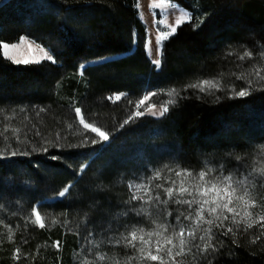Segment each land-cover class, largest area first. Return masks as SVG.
I'll list each match as a JSON object with an SVG mask.
<instances>
[{"label":"trees","instance_id":"obj_1","mask_svg":"<svg viewBox=\"0 0 264 264\" xmlns=\"http://www.w3.org/2000/svg\"><path fill=\"white\" fill-rule=\"evenodd\" d=\"M170 1L191 19L164 42L157 71L143 44L134 46L136 37L141 41L145 36L135 0H0V44L25 36L56 61L14 65L0 48V154L10 155L17 147L30 152L0 160V264H79L81 228L87 230V223L100 218L99 206L114 211L117 204L111 170L116 160L102 167L101 159L150 124L148 117H140L120 127L135 112L146 86H158L165 94L175 88L187 97L170 105L157 122L160 134L177 142V159L184 165L212 159L218 169L229 170L251 162L254 142L264 140L262 127L248 125L264 120V80L256 77L257 70L264 76V0ZM246 51L252 55L241 59ZM104 58L107 62L81 73V64ZM204 79L220 90L184 91ZM249 80V96L228 98L248 87ZM121 93L126 95L115 103L106 99ZM75 106L82 108L86 122L109 133L107 143L60 147L78 145L82 134L95 135L79 124ZM40 107L45 112L37 115ZM58 133L62 139L57 144ZM33 146L40 150L32 152ZM65 187L66 196L54 199ZM36 204L54 211V223L44 221L43 229L34 223ZM256 229L227 236L213 231L210 243L217 251L201 256L195 250L184 262L264 264V229ZM17 248L19 260L13 258Z\"/></svg>","mask_w":264,"mask_h":264},{"label":"snow or ice","instance_id":"obj_2","mask_svg":"<svg viewBox=\"0 0 264 264\" xmlns=\"http://www.w3.org/2000/svg\"><path fill=\"white\" fill-rule=\"evenodd\" d=\"M151 7L156 9H165L162 13L157 15H162L164 18L153 19V25L156 27L158 34L155 37L156 41V59L151 60V63L155 66L157 71L160 70L162 60L159 58L162 54L163 42L168 40L174 34H176L177 29L183 23L191 19L188 12L181 10L180 14L176 17L174 24H169L167 21V16L170 12L167 10L169 8V0H159V3L152 4ZM171 9H175V5H171ZM167 28L169 30H162ZM146 49L149 56L151 55V49L148 48L150 44V37L148 35V29L146 27ZM135 37V32L133 33ZM135 43V39L133 41ZM27 43L24 36L20 37V44ZM19 45L17 44H0V48L3 49V55L6 60H10L14 65H29V64H39L41 60H47L55 63L54 56L49 54L43 47L36 45L35 47L39 52L43 53V56L37 59H27V58H17L15 55H9V49H16ZM28 48L31 50L33 44L28 43ZM252 53L245 52L241 59L245 57H250ZM108 58L102 60H96L89 64H81V73L84 68L89 66L100 65L107 62ZM256 77L259 80H264V76L260 75V71H256ZM242 79V77H238ZM252 80L248 81V87L241 88L239 91H233V94L228 98H245L251 94ZM188 89H197L200 93H204L206 89L220 90L219 85L211 80H201L199 83H192L185 87L184 91ZM264 90V89H262ZM123 95L126 93L116 94L114 96L106 97L107 100L115 103L119 101ZM157 95L156 92H148L144 95L142 99L136 103L135 108L137 109L132 115L128 116L127 119L123 121L120 125L121 128L128 125L131 121L136 118L144 117L149 114L153 117L159 116L163 117L169 112V106L174 105L179 99H184L180 92L175 88L167 92V96L170 97L162 108L157 112L154 111L156 105L148 103L145 106V102L149 101L150 97ZM219 100V97L216 98ZM141 106H145L144 111H140ZM75 117L78 118L79 124L87 132L94 133V136H89L87 134H82V140L78 145H61L60 147H68L69 149L75 147L83 146H95L98 143L107 142L110 139V135L107 131L101 130L99 126L92 122H86L84 115L82 114V108L74 107ZM23 111V109H21ZM45 112V108L40 107L37 115ZM69 128L72 127L71 124L68 125ZM8 128H5V132ZM39 136V131L36 132ZM7 139V136H5ZM62 139L60 134H57V144L59 140ZM17 143H22L17 138ZM23 143H27L24 141ZM35 146L32 148V152L39 151ZM44 152L48 151L47 147L42 149ZM30 152L26 148L17 147L15 150L11 151L10 155L0 154V160L10 159L16 156H28ZM52 160L62 159V157L52 156ZM86 167V165L84 166ZM168 168L169 173L174 170L169 168L167 164L164 165ZM83 168L81 169V172ZM162 170H154L150 177H147V182L140 183H130L129 189L132 191V196L130 197L128 203L131 204L133 201H140L141 207L139 209L134 206L131 211L135 213L137 217L142 214H147L149 219L152 220L155 227L152 231H145L143 227L133 228L127 236H122L121 240L117 241V244L124 243L125 247H131L134 249L138 255L130 256L129 261L137 260L139 264H185L184 257L189 255L195 249L199 255L204 256L211 249L212 252L217 251L214 244L210 243L213 239V228L224 227V222L229 219V214H231V223L235 225L236 230H239L241 223L246 225V229H250L254 226L256 221L252 220V214L248 211L249 208L256 205L255 198L252 194V189L257 186L256 182L258 177L254 176L252 173L246 174L241 178L237 174H224L222 171L217 173L215 169L208 168L207 170H200L198 172H193L189 169L180 168L175 170L174 174L177 179H170L161 176ZM255 171V170H254ZM259 177H264V168L259 169ZM163 179L164 183L153 184L154 180ZM165 184H170L171 186H165ZM264 186V185H261ZM162 189L163 195L167 199L162 198L161 192L156 191ZM69 192V187H65L62 191H59L58 196L54 197L56 200L64 198ZM149 205L148 208H144L143 205ZM169 204L176 205H186L187 212L180 211L179 215L175 217V224L168 222H159V217L163 212L166 211V206ZM161 205L165 206L164 209ZM32 214L35 216L34 223L39 225L41 229L45 227L42 222L41 215L36 211V208L32 209ZM172 212L167 211V217H171ZM240 219H237V217ZM260 221H264V215L259 217ZM183 221H188L189 225H185ZM207 225V227H204ZM264 229V224L260 225ZM197 232L203 233L199 236V241L203 242V248L200 244L196 242ZM233 228L227 227L222 232V235L227 236L228 233H232ZM264 234V233H262ZM259 240L256 237L253 243ZM235 243V241H233ZM55 247L57 250L60 247V241L55 242ZM19 249H16L13 258L19 260ZM179 257L180 259H176ZM104 256H100V260H104ZM195 258V257H194Z\"/></svg>","mask_w":264,"mask_h":264},{"label":"rangeland","instance_id":"obj_3","mask_svg":"<svg viewBox=\"0 0 264 264\" xmlns=\"http://www.w3.org/2000/svg\"><path fill=\"white\" fill-rule=\"evenodd\" d=\"M5 1V0H2ZM137 9L139 11V16L143 24L145 25V29H148V35L150 37V44H148V48L151 49V55L149 56L148 51L146 49V32L143 39L140 41L138 37L135 38V45H138L139 42L143 44L145 50L147 51L148 57L150 60L156 59V41L155 37L158 34L156 27L153 25V19H161L164 18L162 15H157L158 13H162L165 9H156L151 7L152 4L159 3V0H135ZM171 5L173 3L169 2V8L167 9L170 14L167 16V21L169 24H174L176 17L180 14V11L183 10L179 5H175V9H171ZM189 21V20H188ZM186 21V22H188ZM162 30H169L167 28H163ZM25 37V36H24ZM27 43L20 44V38L17 42L7 43L17 44L19 45L16 49H9V55H15L17 58H27V59H37L39 60L43 53L39 52V50L35 47L39 45L32 39L25 37ZM28 43L33 44V48L29 50ZM40 47H43L39 45ZM44 48V47H43ZM45 51L46 48H44ZM2 55L3 49L1 48ZM48 52V51H47ZM49 53V52H48ZM50 54V53H49ZM4 56V55H3ZM159 58L162 57L160 56ZM43 61V60H41ZM162 65V64H161ZM154 66V65H153ZM155 68V66H154ZM156 70V69H155ZM161 70V67H160ZM148 92H156L157 95L150 97L149 101L145 102V106L148 103H152L156 105L154 111H159L162 106L166 103L170 97L165 94V90L160 89L158 86H146L142 92L140 99L143 98L144 95H147ZM162 97V98H161ZM138 99L137 101H139ZM136 101V102H137ZM145 106H141L140 111H144ZM137 109L135 108V111ZM165 116V115H164ZM163 117H153L149 114H146L144 117H148L150 120V124L146 125L144 129L141 130L135 136H127L126 140H122L114 146V149H109L107 151V155H104L101 159V163L104 162L102 167L109 166L112 159L116 160L117 168L114 171V167L112 166V178L114 179V187L116 191L114 195H120V189L124 188V193L117 197V204L115 203L114 211H112L111 207L106 206L105 208L100 207V218L98 220H92L88 224L87 230L85 227H82L80 230V246L78 251V261L79 264H139V261L132 260L129 261V257L131 254H135L133 256H137L138 253L132 249L131 247H125L124 243L117 244V241L121 240L122 236H127L128 233L133 230V228L143 227L145 231H152L155 225L152 220L149 219L147 214H142L137 217L134 212L131 211V208L134 206L139 209L141 207L140 201H133L131 204L128 203L130 197L132 196V191L129 189L130 183H140L147 182V177H150L154 170H162L161 176L170 179H177L175 177L174 171L179 170L180 168L189 169L193 172H198L200 170H207L208 168H213L217 173L221 171L224 174H237L241 178H243L246 174L252 173L254 176H257V186L252 189V194L255 198L256 205L248 209L251 212V219L256 221L254 226L250 229H246V225L241 223L239 226V230H236L235 225L231 223V214H229V219L224 222V227L222 228H213V231H220L221 234L227 227H232L233 231L244 232V233H253L256 232V228L262 229L261 224H264V221H260L259 217L264 215V197H260V189H263L264 186V177H259V169L264 168V140L254 142L256 144V151L252 154L249 153V157L251 162L246 165H240L238 168L235 166L230 167L229 170L225 168L218 167L214 164L213 160H206L204 155H201L205 161H202V164H197L198 162H194L191 165H184L181 161L177 159V152L179 151L177 142L169 139V137L164 138L159 132V126L157 124L158 121L162 120ZM263 121V122H262ZM159 123V122H158ZM248 122V125L252 129L259 128L264 129V120H261L259 123ZM258 123V125H257ZM220 126L227 128L230 127L229 123H219ZM161 131V130H160ZM252 140H250L251 142ZM103 144L107 142H102ZM209 155V154H208ZM207 155V156H208ZM167 164L169 168H172L174 171L169 173L168 168H165L164 165ZM87 165V164H85ZM84 165V166H85ZM255 170V171H254ZM156 183H164L163 179L154 180L153 184ZM6 184V183H5ZM116 185V186H115ZM120 186V187H119ZM122 186V187H121ZM165 186H171L170 184H165ZM161 192L162 198L167 199L165 195H163L162 189L156 190ZM264 193V191H263ZM12 202V201H11ZM10 202V203H11ZM9 203V201H8ZM89 208L91 206L87 204ZM144 208H148L149 205L144 204ZM33 208H36V211L41 215L42 222L49 219L51 223H54L53 220L55 213L49 209L41 210L39 208V204L34 205ZM161 208L164 209L165 206L161 205ZM167 211L172 212L171 217H167ZM180 211L187 212L186 205H176L169 204L166 206V211L162 213L159 217V222H165L167 220L170 223L175 224V217L179 215ZM53 218V219H52ZM35 219V216H34ZM237 219H240L238 216ZM185 225H189L188 221H183ZM207 227V225H204ZM203 233L197 232V240L196 242L203 245V242L199 241V236ZM122 250V251H120ZM195 251V249L193 250ZM192 253L185 257H189ZM126 255V257H125ZM104 256V260H100L99 257ZM184 257V260H186ZM128 259V260H127ZM176 259H180L177 257Z\"/></svg>","mask_w":264,"mask_h":264},{"label":"bare ground","instance_id":"obj_4","mask_svg":"<svg viewBox=\"0 0 264 264\" xmlns=\"http://www.w3.org/2000/svg\"><path fill=\"white\" fill-rule=\"evenodd\" d=\"M162 98V97H161Z\"/></svg>","mask_w":264,"mask_h":264}]
</instances>
